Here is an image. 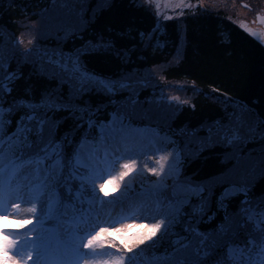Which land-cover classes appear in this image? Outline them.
<instances>
[{"label": "trees", "instance_id": "1", "mask_svg": "<svg viewBox=\"0 0 264 264\" xmlns=\"http://www.w3.org/2000/svg\"><path fill=\"white\" fill-rule=\"evenodd\" d=\"M196 1L164 17L140 0H0V83L12 89L0 90V103L40 104L50 96L59 107L36 111L54 122L53 137L64 145L65 163L73 151L66 134L78 146L85 136L96 137L97 123L117 113L170 134L182 162L179 180L204 187L200 194L174 196L172 179L161 210L173 222L167 232L162 226L139 245L137 239L145 236L139 230L115 232L93 214L96 231L108 229L95 248L125 255V264L131 256L134 264H147L148 257L185 264L189 252L180 249L195 232L209 238L201 254L221 237V229L227 230L225 239L248 254L240 255L242 264L254 261L260 248L264 221L250 220L249 212L264 208V43L237 22L241 0L224 6ZM245 1L253 10L260 4ZM68 57L81 72L115 82L114 89L95 84L81 89L70 72L54 63L66 62L70 69ZM25 114L31 110H15L2 135L16 131V121ZM225 129H236L240 139L229 142ZM29 140L35 145L34 133ZM153 178L148 171L133 172L137 188ZM233 184L245 191L221 199ZM80 185L73 177L58 188L77 212L88 210L89 201L98 212L101 200L106 206L117 200L98 192L94 196L89 184ZM226 251L227 244L217 248L204 264H216Z\"/></svg>", "mask_w": 264, "mask_h": 264}, {"label": "snow or ice", "instance_id": "2", "mask_svg": "<svg viewBox=\"0 0 264 264\" xmlns=\"http://www.w3.org/2000/svg\"><path fill=\"white\" fill-rule=\"evenodd\" d=\"M181 3H183V0H181ZM68 60H72V57H68ZM54 63L65 72H70L71 78L79 82L81 89H83L85 84L100 85L109 92L115 87V82L113 81L99 79L96 76L81 72L75 60H72L70 69L66 62L61 64L60 61H55ZM8 79H11V77H8ZM120 86L124 87L125 85L121 84ZM0 90L8 93L12 91L10 87L3 83H0ZM213 91H218V89H213ZM173 99L178 98L173 97ZM21 107L31 110V114L21 115L19 120L16 121V131L5 137L2 135L5 125L12 123L11 116L13 112ZM58 107L50 96L44 98L40 104L20 100L5 107L4 104L0 103V221L3 219L2 214L7 212L10 198L15 195L19 199H22L21 190L23 186L28 187L29 200L27 202L32 203V207L28 209L29 212L35 213L37 211L35 206L37 202L41 203V210H43L45 197H48V207L49 212H51L53 210V201L59 204L61 194L57 192V189L67 185L73 177L81 181V188L85 184H90L95 196L97 181L104 180L105 175L109 174L110 164L114 165L120 159L130 161L120 164L122 170L119 172L118 177L109 178L107 180L108 183H112L114 179L123 180L135 168V160L130 155H122L116 157V161H109L108 154L110 149L105 144L103 146L104 157L102 159L99 155L100 148L92 146L86 136L80 141L78 146H75L68 139V134L65 135L64 140L68 145L73 147V151L71 158L67 159L65 163L64 145L56 143L53 137L54 122L47 118L46 112L38 114L36 111L37 109L52 110ZM32 121H35V125L28 123ZM33 133L37 137L35 145L29 140V135ZM225 136L230 137L229 142L240 139L236 129H225ZM41 145L43 146L41 147ZM113 145H115V141H113ZM25 149H32L34 154H29ZM166 159L164 156L160 157V161H158L160 164L159 171L155 168L149 169V171L154 175H160V172L165 171L163 162ZM45 161L52 162L45 165ZM173 163H169V169L173 167ZM81 169H86V172H81ZM99 189L103 192L104 183L99 184ZM71 191L72 189L69 188V193ZM190 191L193 194H198L197 189H190ZM105 195L108 194L105 193ZM77 198H79V193H77ZM104 203V201H100L101 208H103ZM15 207L19 209L20 204L16 203ZM145 210L146 208L143 204L132 205L130 209L133 218L137 213L142 214ZM199 210H203L202 206ZM155 211L156 215L151 218L158 220V222L152 225L153 232L151 235L139 237L137 245L143 244L145 240H151L152 236L162 226H164V231L167 232L168 227L172 224L173 220L169 213L164 212L158 207ZM93 214H95V220L98 221L99 213L96 211L94 201H89L88 210L81 208L79 213L73 207L71 222L77 226L80 224H90L91 228L84 236L78 238L80 241L79 245L73 242L64 245L62 251L58 249L56 252H50L49 246L43 237L37 235L36 240L31 241V247H27L28 242L26 241L25 246L17 249L15 256H6L5 254L12 251L14 246L18 244V241L16 239H9L5 229L0 228V262L7 259L11 264H27L28 260H32L33 251H35L37 259L45 257L47 264H125V255H115L108 260L98 258L99 254L95 252V247L101 243L99 241L100 234L106 232L108 229L99 227V231H95L94 229L97 225L93 223ZM127 218L129 217H122L121 219ZM249 219L251 220V215H249ZM37 220L40 222L39 217ZM24 223L27 224L30 221L25 220ZM116 231H120V228H117ZM192 231L195 232L194 229ZM221 233V237L208 244V250L201 254V249L205 247V241L209 238L199 232H195L191 240H187L180 249L189 252V257L186 258L185 264H204L207 257L215 255L216 249L223 248L225 244H227L226 255L221 256L216 264H229V262L231 264H242L240 255L247 256L248 254L244 252L243 247L236 246L234 248L232 243L224 238L227 235V230L221 229ZM85 239L86 243L83 242ZM81 247L92 250L91 255L82 253ZM127 251L131 252L132 250L128 248ZM256 255L262 259L255 262L249 260L247 264H264V233L261 234V244ZM17 256L20 259H17ZM134 260L135 256L127 257V264H134ZM33 264H37V261L34 260ZM147 264H167V257H148Z\"/></svg>", "mask_w": 264, "mask_h": 264}, {"label": "rangeland", "instance_id": "3", "mask_svg": "<svg viewBox=\"0 0 264 264\" xmlns=\"http://www.w3.org/2000/svg\"><path fill=\"white\" fill-rule=\"evenodd\" d=\"M141 2L148 3L157 11L159 15L164 17H169L178 14L186 7L196 5V0H140ZM203 3H212L219 5H227L228 0H200ZM264 0H259L258 7L254 10H249L247 7L241 4L240 8L236 7V13L238 18L236 20L239 24H242L246 27L250 24L251 18L254 16V12L262 5ZM232 2V0H231ZM240 17V18H239ZM264 42V38H262ZM127 127L128 130L134 136V140H127L124 142H118L121 138H109L111 132H119L121 128ZM98 136L96 138H89L88 141L92 146H96L100 148L99 155L103 159L104 151L103 146L105 144H110L115 141L116 143L124 144H135L134 150L129 149L127 151L128 154H118L117 150L115 154H108L109 161H116V157L131 156L132 159L135 160V168L133 171L129 173L128 176L124 177L123 180L114 179L112 183H108L107 180L111 177H118L119 172L122 170L120 168V164L125 162H130L125 159H120L114 163V165H109V174H106L104 180L97 181V185L95 187V192L101 196L106 197L109 195L117 196L120 199V203L117 205H113V207L106 214L105 220L109 222L110 226H112V230L116 232L117 228H120V231L125 234L133 230H139L145 236L151 235L153 232L152 225L157 223L158 220H154L151 217L156 215L155 209L158 207L161 209V195L163 189L166 188L167 182L172 177H177L182 168L181 157L179 155V151L177 147L171 144V136L163 133L158 128L154 126H143L137 125L128 120L126 117L122 115H113L109 121L101 122L97 126ZM125 136V135H124ZM130 136V137H132ZM136 138V139H135ZM110 151H114L110 145H108ZM124 147V146H123ZM159 150V151H158ZM164 156L167 159L164 163V172H160V175H154L149 169L155 168L157 171L160 169V157ZM174 161V163H173ZM169 163H173V167L169 169ZM49 164L45 162V165ZM136 170L140 171H148L150 174L154 175L153 180H147L141 184L140 189L135 192L134 191V182H133V172ZM86 172V170H83ZM104 183L103 192L99 189V184ZM90 185V184H89ZM15 186V184H14ZM91 186V185H90ZM92 187V186H91ZM190 189H197L198 194H200L203 190L202 186H191L186 184L185 182L179 181L176 182L173 186V193L175 195H183L192 193ZM243 187L238 185H231L227 187L221 195V199L225 200L226 198L243 191ZM107 193L108 195H105ZM22 199H19L17 196L13 195L15 199L10 198L9 204L7 207V212H4L3 219L0 221V228H4L6 234H8L9 239H16L18 244L14 246L12 251L5 254L6 256H15L17 249L25 246L26 241L31 242L36 240L37 235L30 236L35 231H38L40 235H42L44 241H47L50 252H56L58 249L60 251L63 250L64 245L71 244L66 240L65 232L72 230L75 227L73 224L72 217L65 218L60 215V204H56L53 201V210L49 212V200L48 197L44 198L43 210H41V203H36L37 211L35 213L29 212L28 209L32 207V203L27 202L29 200L28 195V187L23 186L21 190ZM131 200L132 203H128V200ZM136 200V201H135ZM16 203L20 204L19 209L15 207ZM100 203V202H99ZM143 204L146 210L141 214L137 213L133 218L132 213L130 211L132 205ZM98 212L99 216L104 213L106 210V203H104L103 208L98 204ZM63 212L69 213L68 215H73L72 207H64ZM103 212V213H102ZM59 213L56 224L53 226H46L44 222H46L51 216ZM251 217H254L256 222L264 221V209L260 211L251 210L249 212ZM40 218V222H38L37 218ZM122 217H129L127 219H121ZM28 220L30 223L25 224L24 221ZM47 231L48 235L44 236L43 231ZM86 234V233H85ZM84 234V235H85ZM82 235V236H84ZM30 236V237H27ZM79 236V237H82ZM33 239V240H32ZM86 243V239L83 241ZM80 241L77 242L79 245ZM234 248L238 246L237 244H232ZM91 251L89 249H84L81 247L82 253H87L91 255ZM96 253L99 254V259L108 260L111 259L112 255H106V252L101 253L100 250H95ZM239 255V253H237ZM20 259L19 256L16 257ZM262 258L257 257L253 262L260 260ZM37 264H47L46 258L41 257L39 260L35 259ZM0 264H11L10 261L5 259L0 262ZM27 264H33V262H27Z\"/></svg>", "mask_w": 264, "mask_h": 264}, {"label": "bare ground", "instance_id": "4", "mask_svg": "<svg viewBox=\"0 0 264 264\" xmlns=\"http://www.w3.org/2000/svg\"><path fill=\"white\" fill-rule=\"evenodd\" d=\"M125 135V136H124ZM132 136V133L130 132V130L127 129V127H123L121 128V130L119 132H111L109 138H121L118 142H124L127 140H134V136ZM136 139V138H135ZM135 144H131V145H126L124 150L122 151V154H128L127 151L129 149H133L135 148ZM27 247H31V242L27 243ZM36 258V253L35 251H33V258L32 260H29L30 262H32L34 259Z\"/></svg>", "mask_w": 264, "mask_h": 264}, {"label": "flooded vegetation", "instance_id": "5", "mask_svg": "<svg viewBox=\"0 0 264 264\" xmlns=\"http://www.w3.org/2000/svg\"><path fill=\"white\" fill-rule=\"evenodd\" d=\"M260 9L254 12V16L250 20V24L248 25V29L251 30L252 33H256L260 40L263 42L262 38H264V22L258 23L256 20V15L258 12L264 14V1L262 5L259 7Z\"/></svg>", "mask_w": 264, "mask_h": 264}, {"label": "water", "instance_id": "6", "mask_svg": "<svg viewBox=\"0 0 264 264\" xmlns=\"http://www.w3.org/2000/svg\"><path fill=\"white\" fill-rule=\"evenodd\" d=\"M243 5L244 6H249L246 2H243ZM257 20H258V22H264V15L258 13Z\"/></svg>", "mask_w": 264, "mask_h": 264}]
</instances>
